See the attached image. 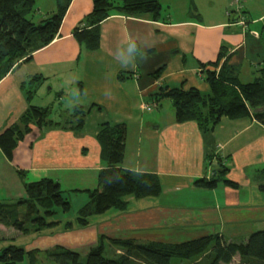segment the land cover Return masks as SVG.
Masks as SVG:
<instances>
[{"label":"crops","instance_id":"0c3cea01","mask_svg":"<svg viewBox=\"0 0 264 264\" xmlns=\"http://www.w3.org/2000/svg\"><path fill=\"white\" fill-rule=\"evenodd\" d=\"M259 1L251 0L255 5ZM229 2L222 0V8ZM159 3L162 7L161 0ZM190 4L187 18H173L169 4L157 21L150 14L111 15L99 25V48L88 51L72 34L91 12L92 0H71L55 39L34 52L30 61L14 65L0 80V135L16 123L28 105L50 106L51 113L58 117L65 111L71 112L75 106L87 109L96 105L78 135L63 129L40 133L32 127V132L18 143L10 158L0 149V187L16 191L18 200L25 197L24 183L44 178L52 179L61 188L67 175H76L90 178L94 186V179L106 168L96 140L99 126L105 123L126 125L121 169L154 174L161 185L159 196L182 199L180 203L163 205L157 197L154 200L133 198L132 204L128 200L126 210H109L92 217L87 227L62 232L59 226L53 233L70 240L58 246L80 255L83 250L87 255L91 248L99 244L104 248L107 242L115 250L114 254H119L122 250L114 240H132L139 244L161 242L156 241L161 235L156 236L152 230L160 231L168 223L177 232L196 231L199 237L218 234L228 243H235L234 240L244 243L254 231L264 230V193L259 190L262 183L258 179L259 168L264 169L261 124L248 117L223 118L211 133H202L196 123L179 124L174 116L153 123L137 121L132 116L131 111L140 98L149 97L159 107L160 102L156 103L152 94L161 87L197 88L207 93L209 87L200 65L207 67L219 52L223 51L229 64L237 67L238 79L243 84L252 82L264 66V38L261 37L264 24L261 34L253 28L264 21V11L254 9L253 19L243 15L247 9L240 5L238 12L224 13L219 8L206 13L204 18L194 12L193 1ZM243 4L247 5L246 0ZM241 18L246 22L245 27L236 24ZM159 68H162L160 75L154 79L151 74ZM35 75L44 80L27 101L23 86ZM46 85L49 88L42 98L41 90ZM69 87L74 89L73 93ZM219 162L228 168L226 178L238 187L232 189L220 183L209 190L214 195L213 202L200 203L196 193L202 192H196L199 188L194 182L212 178L220 169ZM97 187L98 179L93 189ZM188 192H192L191 199L185 201ZM21 210L22 206L18 212ZM74 238L80 241L79 245Z\"/></svg>","mask_w":264,"mask_h":264},{"label":"trees","instance_id":"16d2710c","mask_svg":"<svg viewBox=\"0 0 264 264\" xmlns=\"http://www.w3.org/2000/svg\"><path fill=\"white\" fill-rule=\"evenodd\" d=\"M71 0H56L57 11L40 22L33 19L35 0H0V80L19 63L30 61L32 54L49 45L58 34L63 17ZM159 0H92V10L87 14L82 26L74 29L73 38L88 51L99 48L101 22L111 15L136 17L150 14L157 21L160 18ZM219 52L214 62L201 66L209 91L197 88L161 87L152 94L154 101L170 100L174 108L176 123L194 122L202 133H211L223 118L237 120L253 118L264 127V66L250 83L243 84L238 79L237 67L230 65L228 57ZM162 68L151 74L154 79ZM44 79L35 75L23 86L29 101ZM96 105L84 109L73 107L69 114L62 113L59 121L50 118L52 107L28 105L16 123L0 135V149L7 158L11 157L19 142L32 132L39 130L63 129L80 134L87 116ZM157 107V105H156ZM99 109V108H98ZM126 125L105 123L99 126L96 140L100 146V159L106 164L98 174V187L84 190L89 201L80 208L75 223L49 221L58 208L62 213L70 211L69 201L62 196L59 184L44 178L34 183H24L25 197L13 204L0 202V225L12 227L22 234L42 233L44 229L62 232L74 228H84L90 218L114 209L124 211L129 206L127 197L134 199L156 198L161 193L159 178L154 174L136 173L119 167L124 158ZM219 161V160H218ZM221 161V160H220ZM219 170L206 180L194 182L197 188L213 190L222 183L237 189L238 185L226 178L228 168L219 162ZM264 173V169L261 170ZM260 172V173H261ZM22 177V173L19 172ZM264 192V184L259 185ZM20 206L24 211L19 213ZM31 228H27V224ZM52 234V233H51ZM122 250L114 257L104 256V248L99 244L91 248L85 260L76 251L56 246L46 252V257L54 264H231L237 256L238 264H264V230L251 233L244 243L226 242L218 234L203 236L180 243L151 242L139 244L132 240H114ZM39 250L26 251L25 248L8 244L0 250V264H18L24 259L28 264H38Z\"/></svg>","mask_w":264,"mask_h":264},{"label":"rangeland","instance_id":"374dc122","mask_svg":"<svg viewBox=\"0 0 264 264\" xmlns=\"http://www.w3.org/2000/svg\"><path fill=\"white\" fill-rule=\"evenodd\" d=\"M193 1V3L196 6V11L198 15H202L203 17L206 15V13L208 12H215L218 11L219 8H222V0H191V2ZM234 0H230V4L225 5L224 8H222V10L224 11V13L227 12H235V8L233 7L232 3ZM243 1L245 0H241L240 5L245 6L247 10H244L245 13H243V15L245 17H250L255 19V15H254V9H258V11L261 13L264 11V0H260L258 2L259 5H255L254 2H251V0H246L247 5L250 6L247 7L246 4H243ZM162 7H161V11H165L167 8V5H170V9L172 11V16L173 18H178V17H184L187 18L188 17V9L190 4V0H161ZM192 6V5H191ZM221 10V11H222ZM57 11V4H56V0H35V5H34V10L32 12L33 14V19L35 22H39V19L44 20L45 18H49L51 17L53 14H55ZM205 18V17H204ZM264 24V21L260 24V25H256L253 28L254 29H258L259 33H263V29H262V25ZM261 37L264 38V34H261ZM257 59V58H255ZM260 61V60H258ZM88 85V82H85ZM45 89L41 90V96L42 98L45 97L46 95V91L49 88V85H46L44 87ZM68 90L70 91V93H73L74 89L72 88H68ZM158 90V89H157ZM156 90V91H157ZM66 97V96H65ZM71 98V95L69 96V99H67V101H69ZM145 104V105H149L151 107V111H142L140 109V104ZM153 101L149 100L148 98H140L137 102H136V107L131 111L132 112V116L137 120H144L145 123L146 122H150L153 123L155 120L157 119H162L163 121H165L166 119H170L172 116H174V108L172 106V103L170 102V100L164 99L160 101V106L159 107H153ZM64 111V110H63ZM66 114H69L70 112H66ZM56 114V113H54ZM53 113H51L50 118L52 120L55 121V119H60V115L58 116H54ZM58 117V118H57ZM114 121V120H112ZM2 156L0 155V161H1ZM216 160L214 162V166H215ZM260 171L258 172V179H259V183L264 184V173L261 172V168H259ZM263 169V168H262ZM261 172V173H260ZM76 175H67L64 178V182H61V190L64 191L63 196L69 201L70 203V211L68 213H62L61 211H59L58 208L55 209V214L49 219V221H61V224L63 225L66 222H75V219L77 218L78 215V211L80 210V208L86 204L89 201V197L87 195V193L85 192H77L76 190H71V189H75V188H79V189H85V188H89V189H93L94 187L97 186V179H94V186L91 185V180L90 178H81L80 176H76ZM81 181V182H80ZM219 185H217L218 187ZM196 192H202V193H196L199 195L200 197V203L202 202H206V203H212L213 199H214V195L212 193L209 192V190L206 189H195ZM189 195H186L184 197L185 201H188V199H191V194L192 192H188ZM264 193V192H262ZM17 192L14 190H3L0 187V202L6 203V204H13L15 202L18 201L17 196H16ZM185 194V193H184ZM213 196V197H212ZM159 202L163 205H167L170 202H181L182 199L179 198H175L173 196L170 195H161L159 197H157ZM127 200L130 201V203L132 204V200L133 197H127ZM148 200H154L152 199H148ZM195 200V199H194ZM18 209V208H17ZM111 212H114V209H111ZM24 211V207H22L21 212ZM165 223V222H164ZM169 223L166 225H162L163 229H161L160 231L158 229H153L152 233L157 235H161L160 238H158V240L156 241H161V242H167V243H180V242H184V241H189V240H193V239H197L200 238L199 234L193 231L184 233V232H177L175 231L173 228L168 226ZM31 224L28 223L27 224V228H31ZM182 228V227H180ZM49 229H44L42 233H33L31 232L30 234H22L20 231H17L15 229H13L12 227H6L4 225H0V250L2 248H4L5 246H7L8 244H15V245H19L23 248H25V250L31 251V250H39V257H38V264H54L50 259H48L46 257V252L48 250L54 249L56 246H58V243H67L70 240V237H64L62 235H57V233H53L54 231L57 230L56 229H52L50 230V232L52 234H49L48 232ZM255 232V231H254ZM44 233V234H43ZM251 235V234H250ZM155 237V236H154ZM77 245L80 244V241L76 238H74L73 240ZM243 240H234L235 243H242ZM48 242H52L53 244H48ZM71 242V246L72 247H76V244ZM141 243V242H139ZM50 247V248H49ZM112 247V246H111ZM75 249V248H74ZM81 251V260H85L86 257V252L84 253L83 250ZM114 252L115 250L113 248L109 247V244L106 242L105 246H104V256L107 258H112L114 257ZM238 260L239 258L236 256L233 261L231 262V264H238ZM18 264H28L27 260L24 259L22 262L18 263Z\"/></svg>","mask_w":264,"mask_h":264},{"label":"built area","instance_id":"2783aa9c","mask_svg":"<svg viewBox=\"0 0 264 264\" xmlns=\"http://www.w3.org/2000/svg\"><path fill=\"white\" fill-rule=\"evenodd\" d=\"M240 2H241V0H234L233 1L232 5L235 8V12H238L240 10ZM236 24H238L240 27H245L246 26V22H245V20L243 18L237 20ZM153 107L156 108V105L153 104ZM141 110L150 112L152 109H151V107L149 105L143 104V105H141Z\"/></svg>","mask_w":264,"mask_h":264}]
</instances>
